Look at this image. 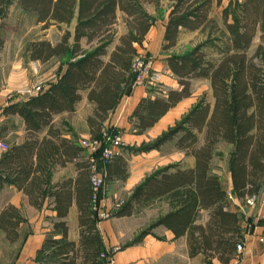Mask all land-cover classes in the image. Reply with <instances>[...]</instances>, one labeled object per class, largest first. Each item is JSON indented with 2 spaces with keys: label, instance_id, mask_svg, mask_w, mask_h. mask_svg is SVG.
Returning <instances> with one entry per match:
<instances>
[{
  "label": "trees",
  "instance_id": "16d2710c",
  "mask_svg": "<svg viewBox=\"0 0 264 264\" xmlns=\"http://www.w3.org/2000/svg\"><path fill=\"white\" fill-rule=\"evenodd\" d=\"M9 0H0V14ZM223 0H215L221 6ZM165 2L166 20L161 50L177 44L182 30L208 27L206 39L183 53L168 54L165 62L178 87L142 97L130 115L135 131L152 126L169 108L188 97L191 80L209 81L212 100L200 99L179 120L133 152L156 149L167 141L193 157V165L169 163L146 175L112 216H128L140 206L162 202L166 209L134 241L162 225L175 238L185 236L189 256L201 253L203 264L214 260L227 264L236 254L242 236L240 217L212 160L220 156L218 145H232L228 160L232 193L244 199L256 195L264 183V46H251L264 0H228L221 10V30L209 14L213 0H17L33 13L41 29L55 25L62 32L56 40L37 38L29 45L30 57L46 61L64 59L65 69L56 82L8 104L3 113L18 114L25 123L23 142L8 145L0 154V181L22 190L31 204L50 197L56 216L65 217L72 200L77 203L79 237L67 239L65 221L53 223L60 237L47 236L37 250V264H104L103 243L97 231L96 212L91 208L90 160L83 147L60 137L53 116L72 111L87 91L93 102L87 117L90 138H97L129 79L132 61L153 23L146 10ZM75 18L73 32L70 30ZM122 24L123 32L118 31ZM264 40V34L260 35ZM212 51L216 57H211ZM46 128V135L38 133ZM202 134L200 140L199 135ZM57 140L58 143L55 142ZM85 150V149H84ZM74 162L77 176L52 183L56 163ZM126 163L117 153L104 165V181L125 178ZM232 195V194H231ZM23 217L13 205L0 211V229L9 240L17 237ZM103 254V255H102ZM108 261V260H107Z\"/></svg>",
  "mask_w": 264,
  "mask_h": 264
},
{
  "label": "crops",
  "instance_id": "0c3cea01",
  "mask_svg": "<svg viewBox=\"0 0 264 264\" xmlns=\"http://www.w3.org/2000/svg\"><path fill=\"white\" fill-rule=\"evenodd\" d=\"M227 2L228 0H226V2L225 0H223L222 5L218 7L215 4V0H213V7L209 14L210 18H212V12L214 11V9H217L218 7L220 9L221 19L222 7ZM75 21L76 20L74 18L72 20L71 26L69 27L71 29V32H73ZM119 27L122 28V31L119 32H123L122 24H120L118 28ZM151 28L152 26L145 35L143 42L145 41ZM46 29H42L43 34L44 30ZM58 30L60 31V33L55 38H49L46 36H43V38L56 40V38H58L62 32L61 29ZM163 34L164 33L162 30L161 43ZM262 34H264V13L261 14L260 21L257 24L251 50H253L258 43H261L262 46H264V40H261L260 37V35ZM142 43L136 46L137 51L138 48L141 47L140 45H142ZM52 59L58 60V65L56 67L57 70L47 76V81L44 85V88L48 87L50 83L54 81L56 82L59 76L64 73V59L60 58L59 56H52L46 61L32 59L34 65L37 63L45 64ZM204 80L207 82L210 90L209 81L207 79ZM176 85L177 86H171L168 89L177 88V81ZM211 94L212 93L210 90V100H212ZM147 96L152 98L155 96V94L151 93L150 90L146 89L143 85H134L133 82L129 79L127 84L124 86V90L116 106L108 112V118L104 120L103 127L108 122L117 124L122 128L123 132H125L123 136L129 143V141L137 140L144 133L154 129L162 119L164 120V117L171 109L176 107L182 100L187 98H182L174 106L169 108L152 126L146 128L141 133H138L135 131V128L129 118L136 105H138L137 103L139 102V100L142 97ZM26 98L27 96L13 98L8 102H5L0 107V119L4 120L2 121L3 125H0V139L3 140L9 135H12L8 145L23 142L26 136V130L24 120L20 115L3 113V109L10 103L22 102L26 100ZM93 106V102H91L87 97V91H83L81 93V98L77 102L74 110L62 111L55 114L53 116V123L56 127L59 128L60 137L67 138V140L71 139L74 143H78V145H80V140L82 138H88L90 136V131L87 123V117L92 114ZM6 124H8L9 126H5ZM44 135L48 136L46 134V128H43L38 133L39 138ZM157 136H154L153 139ZM202 137V134L199 135L200 140ZM55 142L58 143L57 140H55ZM170 142L174 143L171 140ZM140 143H143V141H141ZM221 144H224L226 145V147H228L229 160L230 153L232 151V145L227 144V142L220 143L219 145ZM81 146L82 145H80V147ZM126 148L124 149L126 154L124 152H118L123 161L126 163L127 174L125 178H113L112 180L106 182L108 184L113 182L122 183L125 192L122 202L130 195L134 186L140 183L144 178H146V175H144L141 179L139 178V180L133 177L132 171L130 170L132 166L131 163H133L131 159L135 158L134 154L144 155L146 152H148H133L132 150H130V148ZM81 154L86 155L87 153L83 149ZM190 157V164L184 166L193 165V157ZM151 172H153V170ZM77 175L78 174L74 162L66 160L65 164H55L52 169L51 182L56 183L67 178H75ZM224 186L226 188V191L233 195L229 171L226 175ZM109 194H113V197H116L117 193L116 191H111L108 192V194L104 197L103 204H106V207L110 206ZM231 200L232 209L236 210L240 217L242 240H240L239 243L242 244V250L240 252L236 251V254H234L233 258L227 264H264V183H262L260 191L256 194V201L253 206L245 205L243 199L236 198L235 195L232 196ZM51 202L52 199L47 196L40 206H34L30 203L27 195L22 190L17 189L11 183L0 181V211L6 205L10 204L15 206L20 211L23 217V219L20 220L19 224L16 226L17 237L15 238V240H9L6 237L4 231L0 229V241H3L7 245L20 244L12 257L13 259H11L10 264H37L35 262V256L44 239L49 235H52L54 238L60 237L59 231L57 232L53 230V223L59 221L60 219L65 221L67 227V239L77 242L79 237V217L76 205L77 203L75 202V200H72L65 217L59 219L56 216V211L53 209V203ZM159 204L161 205V207L159 210H157V212L153 214L145 212L151 207ZM117 207L113 208V211ZM165 209V205L159 201L150 205L140 206L135 212L128 216H112V220L102 219L97 221V231L102 240L104 247L103 252L105 253V256L102 257L103 262H105L104 264H112L107 261L109 255L113 257L114 264H203L204 260L201 253L196 254L195 256H189L185 236L175 238L173 233L162 225L155 226L154 228H152L151 233L145 234L139 240L134 241L135 237H137V235L143 229L148 227L150 222H153L160 214L165 212ZM143 212L145 213L142 214ZM23 229L26 230L23 231ZM214 264L221 263L214 260Z\"/></svg>",
  "mask_w": 264,
  "mask_h": 264
},
{
  "label": "rangeland",
  "instance_id": "374dc122",
  "mask_svg": "<svg viewBox=\"0 0 264 264\" xmlns=\"http://www.w3.org/2000/svg\"><path fill=\"white\" fill-rule=\"evenodd\" d=\"M166 5L167 4L163 3L162 7L159 9L152 5H146V10L153 18V23L149 34L137 51L139 54L138 56H140L139 62L141 65L142 63L145 64L150 71L153 70L158 74L155 81L150 82L146 79L143 84H140L153 94L166 91L171 86H177L176 77L167 69L166 64H164L166 63L164 62L166 56L173 53H183L197 43L204 41L209 27L205 26L203 29L201 28L196 31L182 30L179 34L177 44L169 50L162 51L161 33L167 11ZM212 20L216 25L214 33L218 34L219 30H221L222 22L220 20V9L218 7L212 12ZM118 31H122V28L119 27ZM59 33L60 31L58 28L55 25H51L44 30L43 34L41 24L35 22L33 13L23 9L16 0H9L4 6L0 14V107L13 98L28 96L31 92L36 90L37 87H43L47 81V76L57 70V59H52L45 64L37 63L34 65L32 59L29 57V45L31 41L37 38H43V36L55 38ZM211 57H216L213 51ZM133 84L138 85L134 82ZM190 91L192 93L176 107L171 109L164 117V120L162 119L163 121L161 120L154 129L144 133L137 140L129 141L128 143L123 136L125 132H123L122 128L110 122L104 125L102 132L106 133V135L111 138L113 135H118L121 144L116 146V152H124L126 154L124 151L126 147L131 150V148L138 147L141 141L150 142L154 136H157L160 132L179 120L200 99H211L209 86L204 79H192ZM2 121L4 120L0 119V125H3ZM8 124L5 126H9ZM11 137L12 135H9L3 140L8 144ZM218 150L221 151L220 156H215L213 158L212 166L222 180V183L225 184L226 175L228 173L229 149L226 145L221 144L218 145ZM134 157V159H131L133 163H131L132 166L130 170L132 171L133 177L137 180H139V178L141 179L152 170L154 171L166 164L179 161L178 163L182 165H188L191 160L189 155H186L183 150L176 148L170 141L165 142L157 149L149 150L144 155L134 154ZM99 161L100 160H98L99 166H101L102 163ZM111 191H116L117 194L116 197H113V194H109V207H106V204L101 205V210L106 214L104 218H102L103 220H112L113 208L122 204V200L124 199L125 192L122 183L113 182L108 184L105 182L103 186V196L105 197L108 192ZM250 197L252 196L245 197L243 202L245 203ZM254 197L256 198V195ZM160 207V204L155 205L145 212L153 214L157 212ZM25 230L26 229H23V231ZM19 245L20 244L7 245L3 241H0V264H10ZM108 258L112 260L111 263L114 264L113 257L109 255Z\"/></svg>",
  "mask_w": 264,
  "mask_h": 264
},
{
  "label": "built area",
  "instance_id": "2783aa9c",
  "mask_svg": "<svg viewBox=\"0 0 264 264\" xmlns=\"http://www.w3.org/2000/svg\"><path fill=\"white\" fill-rule=\"evenodd\" d=\"M139 54L137 53L132 61V72L135 75L133 77V82L135 84H143L146 79L150 82L155 81L158 77V74L153 70L147 68L145 64L139 62ZM143 62V61H142ZM41 88L37 87L36 90L31 92L29 95H32L39 91ZM120 137L118 135H113L112 138L106 135V133L101 132L100 136L97 138H88L81 139L80 145L85 149L89 154L88 158L90 160V184L92 189L91 196V208L96 212L98 219L104 218L106 214L101 210V205H103L104 196H103V186H104V165L110 158L117 154L116 146L120 145ZM7 142L0 139V154L7 148ZM101 162L102 166H99L98 163ZM229 198H232L233 195L228 193ZM249 199L245 201V205L253 206L256 198L251 195ZM242 250V244L238 243L236 246V251L240 252ZM109 259V258H108ZM110 260V259H109ZM108 260V261H109ZM110 263L112 260L109 261Z\"/></svg>",
  "mask_w": 264,
  "mask_h": 264
}]
</instances>
